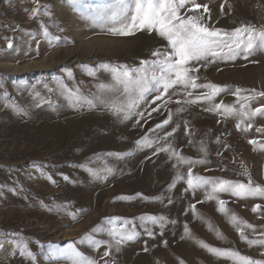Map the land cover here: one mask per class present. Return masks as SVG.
<instances>
[{"label": "rangeland", "instance_id": "rangeland-1", "mask_svg": "<svg viewBox=\"0 0 264 264\" xmlns=\"http://www.w3.org/2000/svg\"><path fill=\"white\" fill-rule=\"evenodd\" d=\"M39 3L40 14L33 18L35 0H0V238L13 239L14 234H19L35 254V259L21 257L18 251L10 254L11 247L6 245L0 250V264H70L49 255V245L63 248L68 243L98 264H104V260L110 264H238L208 252L197 241L264 260V246H249L230 222L235 214L238 223L246 221L254 226L255 230L244 227L249 239L260 238L264 232V197L237 198L229 192H219L215 194L217 199L208 200L210 185L195 192L186 191L189 167L201 176L247 183L248 176L243 175L246 168L254 184L264 186V150L254 151L249 143L264 142V132L256 130L264 128V116L253 118V126L244 131L247 121L237 129L238 117L224 118L217 112L205 111L221 101L239 107L234 95L237 88L264 92V50L247 58L241 54L235 60H216L207 67L192 62V67L199 68L193 73L199 77L198 83L211 82L227 86L226 89L212 102L183 105V112L176 111L181 106L176 101L184 99L182 89L176 90L178 94L171 96L172 102L166 107L163 101L153 102L156 93L149 94L148 103L142 102L137 109L145 113L138 124L137 115L124 120L100 105L92 109L87 105L69 107L60 85L79 89L90 98L98 92V84L111 80L102 65L139 67L140 61L155 59L154 50L171 51L167 40L155 30L118 36L91 27L67 0ZM197 3L209 7V13H204L203 8L197 12L204 16L209 28L231 30L241 23L264 25V0ZM44 5L51 15L43 14ZM24 53L27 57L14 59ZM33 62L43 66L16 71ZM191 91L195 97L208 90ZM250 94L242 91L239 95ZM158 103L162 106L147 118ZM6 104L24 111L17 113ZM261 105L264 97L250 102L252 108ZM169 110V124L155 133L148 132L168 118ZM172 129L176 131L168 143L175 150L192 161L206 162L181 163L174 168L177 161L169 153L153 155L155 145L141 150L135 144L145 133L149 138H158ZM159 146L163 147L164 142ZM40 168L46 175H41ZM109 168L111 172L107 171ZM178 172L184 179H175ZM170 184L174 187L169 188ZM218 200L226 201V212L218 211ZM191 205L196 206L195 213ZM256 205L260 208L253 212ZM68 213H74V218ZM146 216L165 217L163 227L139 219ZM111 217L122 218L120 223L124 219L130 221L128 226L135 225L140 235L122 245L119 252L113 248L109 257H103L107 245L93 248L88 238L108 240L106 233H93L91 229ZM142 223L154 235L148 236ZM185 224L191 238L181 239ZM217 231L225 239L218 238Z\"/></svg>", "mask_w": 264, "mask_h": 264}, {"label": "snow or ice", "instance_id": "snow-or-ice-1", "mask_svg": "<svg viewBox=\"0 0 264 264\" xmlns=\"http://www.w3.org/2000/svg\"><path fill=\"white\" fill-rule=\"evenodd\" d=\"M36 7L32 9L31 16L37 17L41 11L39 0H35ZM67 3L72 7L79 17L88 22L89 26L101 29L112 35L118 36H131L141 30L148 32H155L168 42V47L171 51L167 50H154L152 56L155 59L140 61L139 67H130L128 65H110L104 64L101 67L110 73L111 80L109 83H100L97 85L98 92L93 94L90 98L83 96L79 89H69L67 85H60L62 94L66 95L68 106L73 108L83 107L87 105L88 108H96L98 105L111 111L114 115L122 116L124 120L129 119L132 115H137V123L140 119L145 118L144 112H137L139 105L148 103L146 97L149 94L156 93L153 97V102L163 101V106L171 103V96L177 95V89H182L184 99L177 100L176 103L180 104L177 107V112L185 111L183 105L195 104L198 101L212 102L214 98L224 91L227 86H220L212 84L211 82L200 84L198 83L199 77L194 75L199 71L198 67H192V62L197 65L207 67L208 63H214L216 60H235L237 56L243 54L245 58L253 55L257 51L264 50V25H254L251 23H241L239 26L225 30L220 28H209L204 21L202 14H197L198 10L203 8L204 13H209L208 5H200L197 0H67ZM188 5H191L189 8ZM224 5L221 6L223 12ZM44 15H51L47 10L48 6H43ZM186 9V11H184ZM191 13V14H188ZM62 31V29H61ZM44 34L48 35L47 28H44ZM53 40H59V37H54ZM13 45L11 41L8 47ZM89 75H95L94 72H89ZM47 87V85H45ZM204 88L208 91L201 95L193 96L191 90ZM52 91L53 89H48ZM242 91H249L250 95H239ZM238 97L237 104L239 107L230 106L220 103L214 104L205 109V111L217 112L224 118L230 116L238 117L237 129L241 128V124H245L243 130H249L253 125L251 121L253 118L264 116V105L257 108H252L250 102L254 101L257 97H264V92H257L255 89L242 90L237 88L234 93ZM35 96L39 98L40 94L36 93ZM157 104L147 113V118H151L153 112H157L161 107ZM11 107L15 112L21 113L24 110L15 105H5ZM172 118L171 110L168 111V118L156 124L154 128H150L148 132L155 133L157 130L162 129L165 125L169 124ZM147 123V119H145ZM185 129L187 132V123L185 122ZM258 132H264V128H257ZM172 132H166L162 137L149 138L148 133L135 141L137 148L151 149L156 146L153 155L160 152H167L171 157H175L177 163L173 165L177 168L181 163H205L203 159L192 161L190 157H183L181 153L173 148L168 143V138L172 136ZM219 139V138H218ZM164 142V146L160 147V142ZM191 143V141H189ZM250 144L254 146L253 150H264V142L257 140H250ZM227 147V145H226ZM205 151L203 147L200 149ZM219 155V153H217ZM108 155H114L108 153ZM115 155H122L116 153ZM38 167L37 165H34ZM41 175H46L43 169L40 168ZM91 171V169L89 170ZM108 172L112 170L107 169ZM243 175L248 176L247 183L241 181L225 180L222 178L205 177L194 174L192 168H188L186 183L187 190L195 192L199 188H207L211 186V192L207 193L206 199H217L216 193L229 192L232 196L237 198L248 197H264V186L254 184L248 170L245 168ZM51 179V177H48ZM67 179V177H65ZM175 179H184L182 175L177 173ZM174 187L170 184L169 188ZM130 199V197H129ZM169 199V203H171ZM218 211L226 212V201L218 200ZM47 207L46 205H44ZM193 213L196 212V206H190ZM260 208L256 205L252 208L256 212ZM51 211V209H49ZM69 216L74 218V213H68ZM142 222L147 221L152 224H159L161 228L165 221L163 216H146L139 218ZM122 218L111 217L105 218V221L96 225L91 232L93 233H106L109 237L108 240L88 238V244L93 248H99L101 245H107V250L104 251L103 257L111 255V249L117 252L121 250V246L128 241H132L140 235L136 230V226L128 225L130 221ZM236 226V231L240 235V239L245 241L249 246L260 245L264 246V232H261L260 238L249 239L244 233V227L254 229V226L248 224L246 221H239L235 214L232 215L231 221ZM175 223V221H172ZM144 228L148 236L154 235L153 231L149 229L145 223L140 225ZM16 238L3 239L0 238V250H4L6 245L11 247L10 254H15L17 251L19 255L24 258L35 259V254L29 248V242L19 234H14ZM85 237L88 234L85 233ZM191 238L190 230L185 224L184 236ZM217 237L225 239L222 234L217 231ZM83 239V238H81ZM165 245L167 241L163 242ZM208 252L218 256L231 258L237 261L238 264H264V260H254L251 257L243 256L233 249H223L212 247L203 241H197ZM51 258H63L70 262V264H98V262L78 249L72 244L68 243L63 248H52L49 245ZM148 251L147 247L143 249ZM102 257V259H103ZM104 264H110L109 260H104ZM111 264H115L114 261ZM180 264H184L183 261Z\"/></svg>", "mask_w": 264, "mask_h": 264}, {"label": "bare ground", "instance_id": "bare-ground-1", "mask_svg": "<svg viewBox=\"0 0 264 264\" xmlns=\"http://www.w3.org/2000/svg\"><path fill=\"white\" fill-rule=\"evenodd\" d=\"M24 57H27V54H25V53L21 54V55L17 56V58H14V59L19 61V60L23 59ZM42 66L43 65L40 62H33L32 65L25 64V65H22L21 67H18L16 71H22L23 72V71L30 69L31 67L38 68V67H42ZM12 69H14V68H12Z\"/></svg>", "mask_w": 264, "mask_h": 264}]
</instances>
